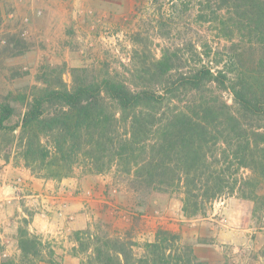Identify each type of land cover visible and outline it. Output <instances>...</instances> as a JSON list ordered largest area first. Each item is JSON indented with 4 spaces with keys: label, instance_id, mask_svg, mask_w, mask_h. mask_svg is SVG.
I'll return each mask as SVG.
<instances>
[{
    "label": "trees",
    "instance_id": "obj_1",
    "mask_svg": "<svg viewBox=\"0 0 264 264\" xmlns=\"http://www.w3.org/2000/svg\"><path fill=\"white\" fill-rule=\"evenodd\" d=\"M213 2L199 19L216 22L220 13L229 38L258 50L248 69L234 73L210 66L200 52L191 60L163 48L158 58H140L129 80L90 78L85 68L71 70V85L60 73L44 76L43 85L21 99V112L8 95L0 99V155L7 159L13 150L44 178L68 176L75 166L90 173L114 166L132 176L137 189L176 192L185 219L206 216L210 204L226 196L256 203L264 183V0ZM213 88L228 91L232 103ZM29 221L30 214L17 230L21 259L57 264L42 236L27 229ZM72 239L71 254L81 256V264L193 261L175 246L180 233L167 229L157 230L139 256L134 241L89 227Z\"/></svg>",
    "mask_w": 264,
    "mask_h": 264
},
{
    "label": "rangeland",
    "instance_id": "obj_2",
    "mask_svg": "<svg viewBox=\"0 0 264 264\" xmlns=\"http://www.w3.org/2000/svg\"><path fill=\"white\" fill-rule=\"evenodd\" d=\"M84 2L82 7L73 8L76 16L69 22V29L66 25L62 28L60 23L54 36H45L38 29L44 22L40 20L44 14L41 8L34 10L35 16L17 15L7 0H0V99L8 95L17 112L22 110L21 99L41 87L44 76L51 80L60 73L62 81L71 85L73 68L87 69L90 78L108 76L129 80V71L140 58L148 62L158 58L163 48H171L191 60L197 59L195 54L200 52L210 66L218 64L235 73L248 69L259 53L236 35L228 37V30L219 25L220 13L216 22L199 19V13L208 12L207 0ZM209 5L214 6L213 0ZM52 23L56 25V21ZM211 92L232 103L228 91L213 88ZM10 156H16L13 150ZM111 168L116 170L114 166ZM240 172L249 174L248 170ZM117 183L136 190L141 197L157 198L163 212H179L176 192L137 189L132 176L123 173H118ZM118 188L112 186L111 191L115 193ZM257 191L260 197L256 203L237 195L226 196L213 201L204 217L175 221L179 227L176 232L181 236L175 246L193 260L192 264H264V183ZM87 195L91 197L90 192ZM93 224L96 230L107 232L106 222ZM144 243L136 242L133 249L137 256L142 254ZM78 257L81 264V256ZM39 261L31 257L21 259V255L15 261L11 253L0 264H49ZM57 262L66 264L62 260Z\"/></svg>",
    "mask_w": 264,
    "mask_h": 264
},
{
    "label": "crops",
    "instance_id": "obj_3",
    "mask_svg": "<svg viewBox=\"0 0 264 264\" xmlns=\"http://www.w3.org/2000/svg\"><path fill=\"white\" fill-rule=\"evenodd\" d=\"M7 1L17 15L29 13L35 16L34 10L41 8L44 14L40 20L44 22L43 27L38 29L45 36H54L60 23L62 28L66 25L69 29V22L76 16L73 8L78 9L85 3L84 0ZM55 21L54 26L52 22ZM2 170V193L8 201L0 207V237L6 241L15 261L21 255L17 230L28 214L30 221L27 229L42 236V241L52 250L54 260H62L66 264L80 262V257L71 254L73 232L86 227L95 231V221L106 222L105 230L110 235L127 236L140 244L153 241L159 229L177 231L179 227L175 221L186 220L179 200L178 213L163 212L157 198L141 197L136 190L119 186L118 172L114 168L90 173L79 166L68 176L44 178L25 167L21 158L10 156L3 158ZM18 177H21V182H16ZM115 185L120 188L113 193L111 187ZM88 192L91 197H88ZM42 253L46 256L45 251Z\"/></svg>",
    "mask_w": 264,
    "mask_h": 264
},
{
    "label": "built area",
    "instance_id": "obj_4",
    "mask_svg": "<svg viewBox=\"0 0 264 264\" xmlns=\"http://www.w3.org/2000/svg\"><path fill=\"white\" fill-rule=\"evenodd\" d=\"M38 13L40 12L38 11ZM24 20L26 21L27 18H24ZM2 166H3V157L0 155V207H3L5 202L8 201V197L2 193L3 176H4ZM21 181H22L21 177L16 178V182H21ZM69 218H71V216ZM6 244H7L6 241H4L0 237V260L5 259L10 255Z\"/></svg>",
    "mask_w": 264,
    "mask_h": 264
}]
</instances>
